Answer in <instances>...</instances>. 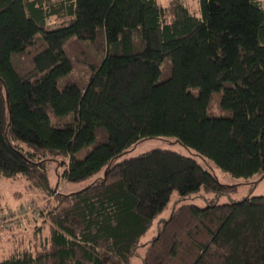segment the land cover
I'll return each mask as SVG.
<instances>
[{
  "label": "trees",
  "instance_id": "obj_1",
  "mask_svg": "<svg viewBox=\"0 0 264 264\" xmlns=\"http://www.w3.org/2000/svg\"><path fill=\"white\" fill-rule=\"evenodd\" d=\"M160 137L192 155L121 159ZM196 155L264 176L263 0H0V175L47 199L0 264H131L142 245L143 264H264V195L174 206L141 241L174 191L236 190ZM53 161L98 176L64 193Z\"/></svg>",
  "mask_w": 264,
  "mask_h": 264
},
{
  "label": "rangeland",
  "instance_id": "obj_2",
  "mask_svg": "<svg viewBox=\"0 0 264 264\" xmlns=\"http://www.w3.org/2000/svg\"><path fill=\"white\" fill-rule=\"evenodd\" d=\"M161 4L167 5L170 0H159ZM185 2L194 11L199 10V0H185ZM264 3V0H263ZM155 148H167L178 151L185 155H192V151L184 147L182 144L176 141L173 137H160L146 139L139 144L132 147L127 153H125L121 159L136 156L138 154L144 153ZM198 161L207 169L214 172L219 180L228 185H236V190L230 191L228 194L217 195L214 191L205 189L202 187L198 192L187 196L185 199H181L178 191H174L171 200L167 208L162 212V214L154 221L153 225L147 232V234L142 238V242H147L151 240L155 235H157L159 226L164 219L170 217L174 206L179 207L180 205L187 203H193L200 207L207 206L209 203L218 202L226 203L231 201H239L248 195H264V177L256 175L249 179L246 178H236L230 173L226 172L222 168H219L213 163H207L199 156H195ZM65 171L64 162L56 164L52 162L49 165V173L51 177V182L56 186L58 191L64 193L74 192L91 184L98 175L91 177L87 180L81 182H68L64 178L61 179L62 174ZM99 176H101L99 174ZM42 195L36 190H33L28 181L23 178L11 179L0 175V210L5 207H13L14 209L22 208L27 205H34L36 207L42 208L45 205L47 199L41 198ZM41 198V199H40ZM53 201V199H52ZM52 202H49L51 205ZM37 216V215H36ZM26 216L17 215V218L13 221V225L10 228L12 230L6 229L2 232L0 241V252L3 255H7L10 251L17 245L25 244L20 242L18 239H23L28 241L34 236L35 223L24 221ZM13 232L18 236V241L15 240ZM17 241V242H16ZM16 242V243H15ZM15 243V244H14ZM20 243V244H19ZM146 252V246L142 245L137 249L136 254L131 260V264H143V257Z\"/></svg>",
  "mask_w": 264,
  "mask_h": 264
},
{
  "label": "built area",
  "instance_id": "obj_3",
  "mask_svg": "<svg viewBox=\"0 0 264 264\" xmlns=\"http://www.w3.org/2000/svg\"><path fill=\"white\" fill-rule=\"evenodd\" d=\"M0 210V233L4 232L9 223L17 218V215L28 217L36 210V206L27 205L22 208L14 209L13 207H5Z\"/></svg>",
  "mask_w": 264,
  "mask_h": 264
},
{
  "label": "water",
  "instance_id": "obj_4",
  "mask_svg": "<svg viewBox=\"0 0 264 264\" xmlns=\"http://www.w3.org/2000/svg\"><path fill=\"white\" fill-rule=\"evenodd\" d=\"M262 177H264V176H262Z\"/></svg>",
  "mask_w": 264,
  "mask_h": 264
}]
</instances>
